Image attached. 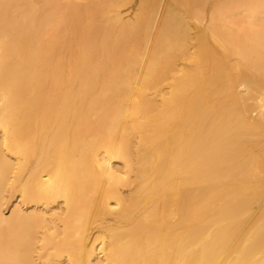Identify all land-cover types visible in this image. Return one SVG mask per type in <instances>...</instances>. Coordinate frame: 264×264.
Masks as SVG:
<instances>
[{"label": "bare ground", "instance_id": "1", "mask_svg": "<svg viewBox=\"0 0 264 264\" xmlns=\"http://www.w3.org/2000/svg\"><path fill=\"white\" fill-rule=\"evenodd\" d=\"M0 264H264V0H0Z\"/></svg>", "mask_w": 264, "mask_h": 264}]
</instances>
